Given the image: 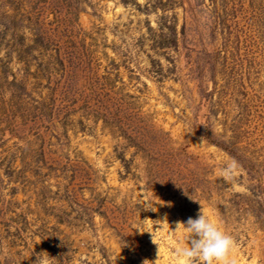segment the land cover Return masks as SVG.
Here are the masks:
<instances>
[{"label": "rangeland", "instance_id": "374dc122", "mask_svg": "<svg viewBox=\"0 0 264 264\" xmlns=\"http://www.w3.org/2000/svg\"><path fill=\"white\" fill-rule=\"evenodd\" d=\"M201 209L264 264V0H0V264H183Z\"/></svg>", "mask_w": 264, "mask_h": 264}, {"label": "clouds", "instance_id": "9594fccd", "mask_svg": "<svg viewBox=\"0 0 264 264\" xmlns=\"http://www.w3.org/2000/svg\"><path fill=\"white\" fill-rule=\"evenodd\" d=\"M179 225L188 234L177 251L183 264H197V261L202 264H230L229 253L234 241L220 227L219 221L210 219L201 209L194 219L189 217Z\"/></svg>", "mask_w": 264, "mask_h": 264}]
</instances>
